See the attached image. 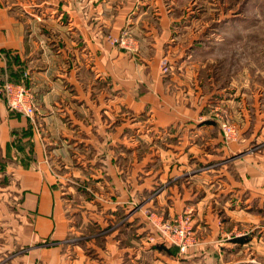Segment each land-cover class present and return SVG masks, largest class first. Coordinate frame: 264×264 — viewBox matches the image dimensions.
<instances>
[{"label": "crops", "instance_id": "obj_1", "mask_svg": "<svg viewBox=\"0 0 264 264\" xmlns=\"http://www.w3.org/2000/svg\"><path fill=\"white\" fill-rule=\"evenodd\" d=\"M183 1L0 0V77L25 83L37 107L30 119L9 112L0 100V264H123V250L114 245L106 244L105 251L99 248L101 260L93 261L86 260L82 246L63 244L67 237L80 238V229L90 221L78 210L65 215L69 205L63 203L64 193L59 192L45 159L55 163L59 172L90 178L101 192H122V181L114 177L119 167L109 159H123L124 151L104 153L105 160L100 152L107 151V141H123L126 109L139 119L147 108L149 124L154 126L141 136L136 132L132 143L150 141L152 135L174 138L179 127L178 146L159 155L168 158L160 163L165 170L171 166V174L186 173L193 157L223 160L216 169L191 177L186 190L205 191L196 205L197 218L212 224L221 212L234 228L260 225L264 239L263 118L256 111L258 105L245 104L242 91L249 90L245 83L243 88L229 86L228 98L220 100L232 120L242 124L236 140L226 143L219 123L200 124L208 100L221 92L213 78L203 75L205 66L213 62L204 57V43H194ZM193 22L191 27H197ZM123 31L137 40L136 55L107 44V36ZM163 57L171 63L167 79L158 78ZM212 107L207 106L206 112ZM138 126L139 120L131 124L132 129L139 130ZM159 128L162 132L157 134ZM253 141L261 143L256 153L234 157ZM139 151L141 147H132L129 158L135 159ZM103 171L112 176L109 183L102 181ZM178 191L171 185L149 205L154 202L155 207L176 211L182 200ZM90 202V211H106ZM200 228L199 223L196 230ZM251 239V254L259 253L255 238ZM46 241L54 245L41 247ZM195 251L196 256L205 255L199 253L202 249ZM216 251L214 245L210 253ZM192 252L183 258H190ZM130 263L136 264L134 259Z\"/></svg>", "mask_w": 264, "mask_h": 264}, {"label": "rangeland", "instance_id": "obj_2", "mask_svg": "<svg viewBox=\"0 0 264 264\" xmlns=\"http://www.w3.org/2000/svg\"><path fill=\"white\" fill-rule=\"evenodd\" d=\"M181 7L185 12L188 27L192 29L190 31L195 34L194 43L203 42L204 57L208 58L211 63L213 62L211 67L208 64L205 66L203 75L206 74L207 78L208 76L213 78L218 85L216 90L221 92L219 95L211 96L213 98L208 100L204 109L205 115L199 117L200 124L216 122L218 125L222 121L228 122L235 127L237 138V130L242 127V124L240 121L232 120L227 108L220 100L228 98V93L231 91L229 86L243 88V85L248 83L249 90L242 91L246 92L245 104L248 107L254 104L258 105L256 111L264 121V0H185ZM191 22L195 23L197 27H191ZM120 39L125 40L129 46L113 43L114 40L119 41ZM106 42L110 47L128 54L136 55L140 51L137 40L126 31L121 32L118 36H107ZM164 63L168 67L166 72L163 71ZM171 72V63L166 57H163L158 65V78L167 79ZM22 79H26V74ZM207 106L213 107L206 112ZM204 112L201 111L200 114ZM133 116V111L125 110L123 118L127 124L123 128L122 135L124 136L121 135L123 141L114 144L107 141L104 144L107 151L100 152L101 158H104V153L112 154L115 150L124 151L126 157L123 159L116 158L114 155L112 159H109L112 166L117 164L119 167L114 177L116 180L122 181V192H101L92 186L94 183L91 184L90 178L86 180L82 175H72L67 170L59 172L54 168L55 163L51 164L49 159H45V164L51 172L57 188H60L59 192L64 193L62 195L63 203L65 206L69 205L68 208L65 207V215L69 216L73 211L78 210L81 214L83 213L86 220L90 221L86 228L80 229L83 233L80 238L67 237L63 244L82 246L85 250L86 260L93 261L101 260L99 248L105 251V246L114 245L123 250V264H129L133 259L136 264H250L248 262L251 260L264 264V248H262L264 239L260 238L263 236V229L260 225L236 226L234 228L232 224H228L227 219L220 215L221 212L216 214L218 220L216 219L212 224L205 223V220L196 217V205L204 197L205 191L195 188L186 189L192 183V178L202 172L216 169V165L223 160L206 161V159L199 158L201 160L199 161L193 157L188 162L189 170L185 171L186 173L173 175L170 173L171 166L165 170L163 164L160 163V160L165 161L168 158L161 159L159 155L161 151L172 150V145L178 146L179 127L176 126L174 129V133H176L174 138L161 140V137L156 138L152 135L150 141L140 139L139 144L136 141L133 142L136 144H133L132 140L136 132L141 136L143 135L141 133H145L146 129L154 127L149 124L147 108L144 112L139 113V119L134 116L137 121L139 120L140 131L131 128L132 123H137V121L131 122ZM110 128L113 129L115 126H110ZM158 130L157 134H160L162 129ZM152 131L150 130L149 133ZM223 140L226 143L230 142L226 141L224 137ZM137 146L141 147L139 155L135 159L129 158L132 147L137 148ZM260 148L261 143L254 142L234 157L242 158L253 155ZM175 151L178 154V149ZM104 171L101 175L102 181L109 183L112 176ZM171 185L178 188L179 196L182 199L180 207L176 211L155 207L154 202L149 205L154 197ZM73 197L77 199L74 201ZM90 201H93L97 206L96 209L98 205H103L101 208L106 207V211L102 210L101 213L95 210L90 211L88 206ZM199 223L201 228L196 230ZM165 225L172 227L182 225L192 231L194 245L186 252L193 251L190 258H183L186 253L180 254L176 246L165 240L164 233H167ZM252 237L255 238L254 243L258 247L259 253L254 250V253L251 254ZM235 239H240L242 242L234 244ZM52 245H54L53 242L41 243V247ZM214 245L217 248L216 255L210 253ZM157 247L164 251L161 252ZM201 249L202 251H200ZM195 250L200 251V254L204 251L205 255L196 256ZM109 254V251L106 252V255L109 256Z\"/></svg>", "mask_w": 264, "mask_h": 264}, {"label": "built area", "instance_id": "obj_3", "mask_svg": "<svg viewBox=\"0 0 264 264\" xmlns=\"http://www.w3.org/2000/svg\"><path fill=\"white\" fill-rule=\"evenodd\" d=\"M113 43H119L120 46H129V44L120 39L114 40ZM163 71L166 72L168 67L163 64ZM0 100L3 101L9 112L19 113L27 118L32 119L36 115L37 107L34 95L30 88L24 83H12L2 80L0 77ZM222 136L226 141H233L236 138V129L228 122H219ZM165 240L176 246L180 254H185L187 250L194 245V237L189 228L182 225L169 226L165 225ZM250 264H261L254 260L248 262Z\"/></svg>", "mask_w": 264, "mask_h": 264}, {"label": "trees", "instance_id": "obj_4", "mask_svg": "<svg viewBox=\"0 0 264 264\" xmlns=\"http://www.w3.org/2000/svg\"><path fill=\"white\" fill-rule=\"evenodd\" d=\"M233 242L235 243H241L242 241L240 239H235ZM161 252L164 251L162 248L157 247Z\"/></svg>", "mask_w": 264, "mask_h": 264}, {"label": "bare ground", "instance_id": "obj_5", "mask_svg": "<svg viewBox=\"0 0 264 264\" xmlns=\"http://www.w3.org/2000/svg\"><path fill=\"white\" fill-rule=\"evenodd\" d=\"M137 48V47H136Z\"/></svg>", "mask_w": 264, "mask_h": 264}]
</instances>
